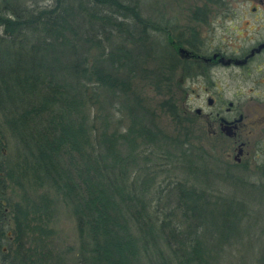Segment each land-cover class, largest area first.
<instances>
[{"label":"trees","instance_id":"obj_1","mask_svg":"<svg viewBox=\"0 0 264 264\" xmlns=\"http://www.w3.org/2000/svg\"><path fill=\"white\" fill-rule=\"evenodd\" d=\"M170 3L0 0V116L18 157L0 160V264H63L43 238L57 198L78 264H264V173L192 146L196 114L170 99L159 106L176 133L164 132L142 95L177 67L178 85L199 74L175 56L201 42L175 34Z\"/></svg>","mask_w":264,"mask_h":264},{"label":"flooded vegetation","instance_id":"obj_2","mask_svg":"<svg viewBox=\"0 0 264 264\" xmlns=\"http://www.w3.org/2000/svg\"><path fill=\"white\" fill-rule=\"evenodd\" d=\"M217 14V27L226 37L220 36L214 45L202 41L196 50L185 48L187 60L199 71L198 78L191 79L206 92L209 107L206 113L201 107L194 111L206 123L208 134L231 141L236 164L264 173V0H219ZM225 21L231 24L224 25ZM220 72L227 77L225 82L215 76ZM224 86L232 92L227 106L219 92ZM0 151L5 154L4 148ZM8 224L1 219L3 229ZM6 235L11 238L10 231Z\"/></svg>","mask_w":264,"mask_h":264},{"label":"rangeland","instance_id":"obj_3","mask_svg":"<svg viewBox=\"0 0 264 264\" xmlns=\"http://www.w3.org/2000/svg\"><path fill=\"white\" fill-rule=\"evenodd\" d=\"M171 3L166 6V15L167 17H174L179 21V29L175 34L182 35V39L191 40L192 34L195 37L192 38L193 42H209L210 44H216L220 36L226 37V34H223L220 31V28L217 27V22L220 20L217 14V5L209 2L208 0H169ZM245 5H248V2H245ZM203 13H199L200 21H195L190 18L192 12L197 10ZM202 9V11H201ZM203 19V20H202ZM207 23H204V22ZM217 21V22H216ZM231 24L230 21H225L224 25L229 26ZM179 35V36H180ZM186 48L192 49L194 47H190L189 43H183L180 46L176 47L175 56L181 62V56L178 52V48ZM200 46H197L198 49ZM179 54V56H178ZM180 67L174 72L172 75V79L165 83V86H162L161 91L155 90L151 86H144L142 89V95L147 99L150 105L151 110H153L156 114V121L161 127V129L168 133L174 134L175 125L169 114H162L161 108L159 106L160 102L164 99H170L181 111H188L192 115H195V109L198 107L202 108L204 113L208 112L209 107H206V92L202 91L199 87V82L192 80L191 77L198 78L194 75L184 77L183 83L178 85L179 80V72ZM215 76H221V79L225 82L227 77L224 73L220 72V74H215ZM193 81V82H192ZM169 87H168V86ZM223 98L225 99V106H227L228 101L231 99V90L226 86L222 87L219 91ZM158 116V117H157ZM188 118V115H187ZM189 120L186 119L187 122L184 121V126L187 125L192 132V136L189 137L192 146L195 148H202L206 151L207 154H215L219 156L222 161L228 163H234L233 155L235 151L233 150V145L231 141L224 137L223 135L214 136L208 134L207 125L203 119L193 116L192 118L189 116ZM0 148L5 149L6 157L3 159L0 154V160L7 162L8 160L12 163H15L18 159L16 153V145L15 141L11 137L8 129L6 128L2 117L0 116ZM229 155V156H228ZM224 162V164H226ZM251 165V164H250ZM237 166V165H236ZM241 168V167H240ZM250 171L255 170L252 165L249 167ZM258 176H254V179H257ZM50 195H55L52 191H47ZM8 195H20L21 191L16 189L13 185H11L7 191ZM15 198V197H14ZM16 197L15 199H17ZM249 200H252L249 197ZM221 226L222 221L219 222L218 219H213L211 224H208V227L211 229L216 228L215 225ZM47 230L50 232H46L44 241L47 243L46 247L50 248L51 252L54 256H59L63 258V264H78L77 257L78 254V237L76 224L73 214L71 213V209L69 206L61 202L58 198L54 205V211L51 213V217L47 222ZM257 234V232H255ZM240 235L235 236L233 240L239 244H244L242 240L240 241ZM256 248L258 247V243L255 244Z\"/></svg>","mask_w":264,"mask_h":264},{"label":"water","instance_id":"obj_4","mask_svg":"<svg viewBox=\"0 0 264 264\" xmlns=\"http://www.w3.org/2000/svg\"><path fill=\"white\" fill-rule=\"evenodd\" d=\"M178 52H179L180 56H182V57H188V55H189V52L182 47L178 48ZM228 133H229V131H228Z\"/></svg>","mask_w":264,"mask_h":264}]
</instances>
